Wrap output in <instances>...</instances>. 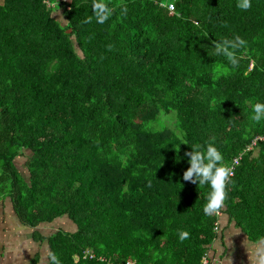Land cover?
Here are the masks:
<instances>
[{
  "label": "trees",
  "instance_id": "16d2710c",
  "mask_svg": "<svg viewBox=\"0 0 264 264\" xmlns=\"http://www.w3.org/2000/svg\"><path fill=\"white\" fill-rule=\"evenodd\" d=\"M104 2L110 18L85 24L94 0H0V207L32 229L68 217L76 232L34 235L61 264H201L221 215L264 241V121L247 103L264 102V0ZM235 36L238 67L213 48ZM181 133L239 159L221 215L183 180Z\"/></svg>",
  "mask_w": 264,
  "mask_h": 264
},
{
  "label": "clouds",
  "instance_id": "9594fccd",
  "mask_svg": "<svg viewBox=\"0 0 264 264\" xmlns=\"http://www.w3.org/2000/svg\"><path fill=\"white\" fill-rule=\"evenodd\" d=\"M236 7L247 11L252 8V0H236ZM91 9V14L83 21L85 24L92 23L93 19L98 24H104L112 14L111 8L104 0H94ZM244 45L245 41L240 36H235L218 40L213 48L216 56L223 57L231 66L238 67L237 51ZM247 103L251 105V121L257 124L264 121V102L250 99ZM179 138L180 144L190 145L187 143L186 134L181 133ZM214 140L213 137L205 144L190 145L191 151L184 153V156L188 157L189 167L183 172V180L208 188L203 207L205 215L219 214L225 207L227 188L232 183L231 177L235 174L234 169L225 163L224 155L215 145ZM189 235L188 231L181 230L179 239L187 240ZM46 259L48 264H61L59 255L53 250H47ZM260 260L261 264H264V254L261 255Z\"/></svg>",
  "mask_w": 264,
  "mask_h": 264
},
{
  "label": "crops",
  "instance_id": "0c3cea01",
  "mask_svg": "<svg viewBox=\"0 0 264 264\" xmlns=\"http://www.w3.org/2000/svg\"><path fill=\"white\" fill-rule=\"evenodd\" d=\"M64 2H71L72 0H61ZM62 15L61 10L56 9V15ZM56 19L58 20L59 18ZM59 21V20H58ZM64 17H63V23H64ZM5 206H9L8 204ZM4 206V207H5ZM10 208V206H9ZM10 213L13 216V212L11 208L9 209ZM0 213H3V207H0ZM15 217V216H14ZM16 218V217H15ZM64 219H67L68 222H71L74 226L72 231H65L63 229H56L53 233H51L49 236H44L46 238H49L53 234L59 231H65V232H76L77 227L76 225L69 220L68 217H62L59 220L55 221L54 223H62L64 222ZM17 225L28 229L31 231H34L32 234V238L34 242L36 243L34 251L28 250V249H18L17 246L13 245L14 241H12L10 246H14V250L11 254H15L18 256L15 264H32L33 260L40 255L41 261L40 264H48V261L46 259V252L47 250H50L49 242L46 240L45 242L38 243L35 238V232L38 229H32L30 227H26L21 224L18 219H16ZM52 223V224H54ZM51 224V225H52ZM50 225V224H45ZM8 228V227H7ZM6 230H9L7 229ZM218 238L215 241V243L211 246L209 250V258L211 260V264H261L260 257L262 254H264V241H259L257 243L250 242L249 237L246 235V233L239 228L235 222H232L227 215H221L220 220V226H219V232ZM42 234V233H41ZM2 234H0V240L2 238ZM21 242V241H20ZM1 257V256H0ZM4 260L11 261V256L7 253V255H4Z\"/></svg>",
  "mask_w": 264,
  "mask_h": 264
},
{
  "label": "rangeland",
  "instance_id": "374dc122",
  "mask_svg": "<svg viewBox=\"0 0 264 264\" xmlns=\"http://www.w3.org/2000/svg\"><path fill=\"white\" fill-rule=\"evenodd\" d=\"M58 10V9H57ZM55 13V11H54ZM57 18H59V22L63 23V17L60 14L59 16L56 15ZM162 121L165 122L169 128L175 129V118L174 116L170 117H162ZM32 155L31 152L26 151L24 157H20L16 160V166L18 169L21 170V174L23 173L25 176H28V169L26 167L27 161L29 157ZM22 174V175H23ZM9 206L3 207V213H0V234H2V238L0 240V264H15L18 256L15 254H11L14 250V246H10L12 241H14L15 246H17L18 249H28L31 251H34L36 243L34 242L32 238V234L34 231L24 229L17 225L16 218L12 216L9 210ZM8 227V228H7ZM9 229V230H6ZM74 228L73 224L71 222H68L67 219H64V222L62 223H54L50 225H43L39 227L38 231L42 233L44 236H49L51 233L56 231V229H63L65 231H72ZM21 241V242H20ZM11 252V253H10ZM7 253L11 256V261H7L3 259L4 255H7ZM26 264V263H25Z\"/></svg>",
  "mask_w": 264,
  "mask_h": 264
},
{
  "label": "built area",
  "instance_id": "2783aa9c",
  "mask_svg": "<svg viewBox=\"0 0 264 264\" xmlns=\"http://www.w3.org/2000/svg\"><path fill=\"white\" fill-rule=\"evenodd\" d=\"M169 10L171 11V13L174 14L176 12L175 5L174 4H170ZM238 165H239V159H236L234 164L231 166L234 169V173H235V169H236V167ZM219 215H221V213H219ZM216 232H219V226L216 227ZM86 256H87V254H86ZM127 264H134V263L129 262ZM201 264H211V260L209 258V254H207L204 258H202Z\"/></svg>",
  "mask_w": 264,
  "mask_h": 264
}]
</instances>
